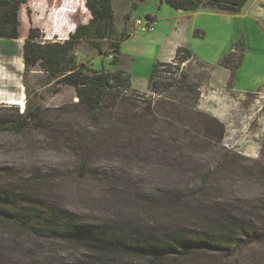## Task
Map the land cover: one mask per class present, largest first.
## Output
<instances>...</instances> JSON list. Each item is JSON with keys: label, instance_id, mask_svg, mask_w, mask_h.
<instances>
[{"label": "trees", "instance_id": "16d2710c", "mask_svg": "<svg viewBox=\"0 0 264 264\" xmlns=\"http://www.w3.org/2000/svg\"><path fill=\"white\" fill-rule=\"evenodd\" d=\"M160 1L183 11L210 9L233 15L250 2ZM26 2L0 0V42L9 48L6 53L15 50L11 42L20 36L19 10ZM85 6L88 21L71 23L66 39H43L45 33L32 27L22 43L24 76L37 67L43 79L39 86L54 84L56 92L64 85L73 88L77 101L63 107L62 114L67 116L55 118L58 125H47V116L31 100L25 81L24 107L20 111L17 105L2 106L0 132L20 133L34 124L61 134L77 153L74 170L78 175L120 189L137 214L87 221L49 200L45 190L38 192L49 182L39 171L31 170L20 181L0 169V223L7 225V235L0 232V264H11L12 252L28 264H52L46 247L26 246L28 237L74 249L58 264H175L197 253L237 260L245 248L264 241V228L256 218L257 209L264 210V198L243 204L236 184L241 169L249 182L264 180V165L254 160L245 167L232 159L233 153L221 146L223 124L196 109L199 83L176 64L193 60L187 47L178 46L170 61H154L147 92H139L132 88L131 75L120 67L128 15L118 30L112 0H85ZM58 12L51 11V22L65 25ZM203 34L199 29L193 31L195 37ZM82 40L99 55L111 56L109 63L115 68L103 63L95 68L78 61L74 47ZM244 48L237 41L220 65L233 74ZM238 49L241 54L236 58ZM74 110L86 116L88 130L72 126L76 125L70 117ZM61 122L64 125L59 126ZM72 132L78 136L74 138ZM108 155H118L133 165L124 172L112 164L101 165L99 157Z\"/></svg>", "mask_w": 264, "mask_h": 264}, {"label": "rangeland", "instance_id": "374dc122", "mask_svg": "<svg viewBox=\"0 0 264 264\" xmlns=\"http://www.w3.org/2000/svg\"><path fill=\"white\" fill-rule=\"evenodd\" d=\"M152 1L154 0H145L142 3L139 0H112L116 28H123L121 25L123 12L126 11L128 15L126 33L130 37L121 40L120 57L123 62L121 61L120 67L131 75L132 87L139 92H147V78L153 62L160 56L158 47H162L163 37L165 41L172 37L171 34L159 37L155 36L153 31L142 32L134 25V20L138 17L144 18L147 10H154L160 18L168 17L174 11L173 7L166 3L157 9ZM51 11L54 13L61 11L58 12L59 18L65 21V25L53 24ZM89 17L85 0H27L21 5L20 36L11 42L14 52L6 53L7 46L4 48L0 42V112L2 106L17 105L16 102L19 101L23 104L27 100L26 81L31 89V100L38 104L47 116V125H58L54 122L55 118L67 116L65 113L62 114V111L66 110L63 107L72 106L77 101L73 88L64 85L56 92L58 86L54 84L39 86L43 79L37 67L24 76L22 43L29 28L32 27H38L45 33L43 39L64 40L68 36L71 23H84ZM223 24L225 26L222 25L224 26L222 35L209 29L207 35L199 37L202 39L192 41L191 36L192 39L188 41L187 44L192 48H198L196 56L201 58V64L193 60L176 64L179 65V70L189 71L198 81L196 109L223 124L221 142L227 141L228 147L223 144L221 146L233 153L232 159L245 167L252 165L254 160L264 165V0H250L233 16L231 22L225 21ZM229 35L233 39L231 44L242 41L245 45L240 69H236L233 74L229 69L227 73L219 65L221 58L229 50L228 44L232 42L226 41ZM103 46L107 47L106 41H103ZM74 51L80 62H86L95 68L102 63L105 67L115 68L110 65L109 57L99 55L96 49L84 40L74 47ZM235 54L238 58L241 51L238 49ZM130 55L138 60L133 69ZM72 113L70 117H74L76 124L72 126L88 130L86 116L80 115L76 110ZM63 123L61 122L59 126ZM59 128L58 131L61 132L62 127ZM72 135L74 138L78 136L76 132H72ZM76 154L74 148L66 144L61 134H52L47 126L38 127L32 124L30 128L20 133L0 132V169L11 173V179L24 181L30 176L31 170L39 171L48 177L49 182L38 188V192L45 190L49 200L78 212L80 217L87 221L110 220L123 214L135 216L137 210L126 202L120 189L112 190L91 176L78 175L74 170L78 163ZM99 158L101 165L112 164L123 169V172L133 165L118 155ZM240 171L236 191L243 199L242 203H258V198H264V180L261 179L254 184L244 178L243 169ZM135 175L131 174L132 177ZM257 210V223L264 228V210ZM138 218L143 219L141 216ZM4 228L7 229V225L0 223V232L6 236ZM27 240L29 242H26V246L34 244L36 247H46L44 249L51 257L52 264H58L70 253H74V249L63 244L32 241L30 237ZM236 259L234 261L223 259L216 254L197 253L175 264H258L264 262V241L245 248ZM11 264H28V261L18 256L17 252H12Z\"/></svg>", "mask_w": 264, "mask_h": 264}, {"label": "crops", "instance_id": "0c3cea01", "mask_svg": "<svg viewBox=\"0 0 264 264\" xmlns=\"http://www.w3.org/2000/svg\"><path fill=\"white\" fill-rule=\"evenodd\" d=\"M144 1L145 0H141L142 3ZM152 3L155 5L157 9L163 7V4H164V2H161L160 0H154L152 1ZM173 9L174 11L173 12L171 11L172 13H170L168 17H161V18L157 16V13L154 10H151V11L147 10L145 12V16L148 15L153 21V24H154L153 33L155 36L162 37L167 34H171L172 36L169 41H165L163 37L162 47H158V53H160V56L159 58H157V60L170 61L174 56L175 49L178 46H184L191 50L194 61L198 63L202 62L201 58H198L196 56V53H198L196 52L198 51L197 50L198 48L197 49L192 48L191 45L187 44L188 41L192 39L191 36L193 37L192 41L193 40L198 41L199 39H202L199 37H194L193 30L195 29L203 30L204 32L203 36L207 35L209 29L215 30V32H217L219 35H222L224 31V26H225L223 22L225 21L231 22L234 16L233 14H226L223 12H219L217 10H210V9H198L196 11H183V10H179L175 8ZM123 15L124 16L126 15V11L123 12ZM243 15L245 16V14ZM166 22H170V23H166ZM123 23H124V18H123ZM123 23L121 24L122 27L124 26ZM209 25H210V28H209ZM117 29L120 30L121 28H117ZM128 37L130 36L127 35L126 33L124 35V38L126 39ZM228 40L232 41L227 46L229 49L228 51H230L233 49L235 43L231 44L233 43V39H231L230 35L226 38V41ZM130 59L133 60V62L131 61L133 63V66H132V69H133L134 65L138 62V60H135V56L133 55H130ZM241 64H242V61L240 63V66ZM220 66L228 73V68L222 65ZM135 69H136V66H135ZM135 73L137 74V71H135Z\"/></svg>", "mask_w": 264, "mask_h": 264}, {"label": "built area", "instance_id": "2783aa9c", "mask_svg": "<svg viewBox=\"0 0 264 264\" xmlns=\"http://www.w3.org/2000/svg\"><path fill=\"white\" fill-rule=\"evenodd\" d=\"M134 25L142 32H150L154 30V24L150 17H144V18H136L134 20ZM111 56H109L110 58ZM17 106H19L20 111L23 109L24 105L17 103ZM225 147H228V142L222 143Z\"/></svg>", "mask_w": 264, "mask_h": 264}, {"label": "clouds", "instance_id": "9594fccd", "mask_svg": "<svg viewBox=\"0 0 264 264\" xmlns=\"http://www.w3.org/2000/svg\"><path fill=\"white\" fill-rule=\"evenodd\" d=\"M22 105H24V103Z\"/></svg>", "mask_w": 264, "mask_h": 264}]
</instances>
